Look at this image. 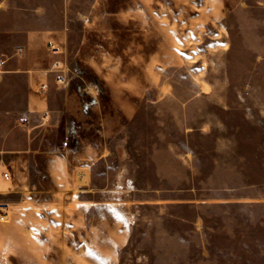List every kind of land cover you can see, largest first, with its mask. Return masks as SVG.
I'll use <instances>...</instances> for the list:
<instances>
[{"label":"rangeland","instance_id":"rangeland-1","mask_svg":"<svg viewBox=\"0 0 264 264\" xmlns=\"http://www.w3.org/2000/svg\"><path fill=\"white\" fill-rule=\"evenodd\" d=\"M44 30L68 84L38 76L50 117L0 195L27 201L0 264H264V0H0L6 69L49 68ZM25 80L0 90V148L29 131Z\"/></svg>","mask_w":264,"mask_h":264},{"label":"crops","instance_id":"crops-1","mask_svg":"<svg viewBox=\"0 0 264 264\" xmlns=\"http://www.w3.org/2000/svg\"><path fill=\"white\" fill-rule=\"evenodd\" d=\"M39 20H43V17H38ZM41 22V21H40ZM46 23V22H45ZM58 24V23H57ZM56 26L58 27L59 24ZM41 25H45L44 22H41ZM43 29V28H42ZM54 32L55 30H44L41 33H45V34H50L48 36V38L46 39L45 45L47 48L50 58L49 61V68L48 69H43L40 70L39 68H35V66L38 63H32L29 61V57L31 55H26V51H22V53H17L18 54V59H16L15 61V66H16V70H8L6 69V62L4 60H0L3 61V73L0 76V90L3 88V85L9 81L11 78H16L17 76H19V74H24V76L26 77L27 81V86H28V93L26 94V107H27V111L23 113L22 118H20L18 120V123L20 124V126L26 127L29 131L26 133V137L24 138L25 141L22 142L21 140V144L16 148L13 149V144L12 141L15 140L17 138V133L15 130H9L5 133L2 134V141H3V145L2 148H0V195H7L8 193H10L9 190H5L6 188V183L10 182L12 180V173H13V169L15 171H27L29 169V160L31 158V154H33L35 151H33V145H32V141L34 138H36V135L38 134L36 132L37 129L43 128L49 120V110L47 108L46 105V101L44 99H42L43 95L46 94L48 92V89L50 88V85L48 83H41L39 86L36 85L38 76H44L43 74H41L42 72H49L55 75V84L59 85L57 83V76L58 74L55 73L54 71L51 70V66L52 64L55 62L54 59L57 60V55L59 54H54L49 50V45L51 43H54L55 45H57L60 48V43L57 39L54 38ZM40 34L39 32H37V30L35 31H31L28 32V34H26V49L27 51H30V46L32 45V43L35 41L36 35ZM60 36H62L60 34ZM61 52V50H60ZM28 61V62H27ZM54 61V62H52ZM59 61V60H57ZM25 69V70H24ZM42 86H45V90L44 91H40V88ZM61 86V85H59ZM43 102V104H41V108L38 107L39 106V102ZM45 103V104H44ZM5 104V102H4ZM7 106H9L8 103H6ZM40 108V109H39ZM9 114L11 113L10 111L8 112ZM2 115H5L4 113H2ZM39 117L40 119V124H35L34 122V116ZM6 117V115H5ZM40 154H42V152H40ZM10 158V162L9 165L6 164V160L5 159H9ZM90 167H76L74 168V173H73V178H72V184L73 186H77L79 189H84V190H80L79 192V196H81V194H85L87 192H89L88 190H86V184L85 183H78L80 180L84 181L87 179L86 175L88 171L90 170ZM88 170V171H86ZM5 173H10L11 178L8 180L4 177ZM91 173V172H90ZM90 179V178H89ZM88 182H90L89 180H87ZM26 200H23L22 202H19L17 204H12V203H3L0 204V222H8L13 218V215L16 213H22V212H16L13 211L15 209H21L25 207L26 204ZM82 203V202H80ZM14 205V206H13Z\"/></svg>","mask_w":264,"mask_h":264},{"label":"built area","instance_id":"built-area-1","mask_svg":"<svg viewBox=\"0 0 264 264\" xmlns=\"http://www.w3.org/2000/svg\"><path fill=\"white\" fill-rule=\"evenodd\" d=\"M49 50L54 53V54H59L60 53V48L55 45L54 43H51L49 45ZM3 61H0V76L2 75L3 71ZM51 70L54 71L55 73L58 74L57 76V83L61 86H66L68 84V77H67V67L60 61H56L52 64L51 66ZM45 90V86H42L40 88V91H44ZM4 177L6 179H10L11 175L10 173H5Z\"/></svg>","mask_w":264,"mask_h":264}]
</instances>
